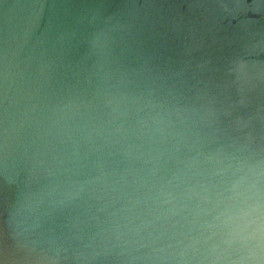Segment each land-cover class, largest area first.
Here are the masks:
<instances>
[{
	"label": "water",
	"instance_id": "95a60500",
	"mask_svg": "<svg viewBox=\"0 0 264 264\" xmlns=\"http://www.w3.org/2000/svg\"><path fill=\"white\" fill-rule=\"evenodd\" d=\"M257 254L264 0H0V264Z\"/></svg>",
	"mask_w": 264,
	"mask_h": 264
},
{
	"label": "clouds",
	"instance_id": "9594fccd",
	"mask_svg": "<svg viewBox=\"0 0 264 264\" xmlns=\"http://www.w3.org/2000/svg\"><path fill=\"white\" fill-rule=\"evenodd\" d=\"M255 258L260 261V264H264V259H261L259 254H257V256Z\"/></svg>",
	"mask_w": 264,
	"mask_h": 264
}]
</instances>
